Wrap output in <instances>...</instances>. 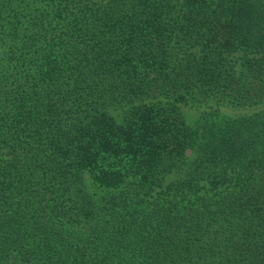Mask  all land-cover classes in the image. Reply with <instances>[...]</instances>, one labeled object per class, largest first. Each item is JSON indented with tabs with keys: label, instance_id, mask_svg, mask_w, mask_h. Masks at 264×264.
<instances>
[{
	"label": "trees",
	"instance_id": "1",
	"mask_svg": "<svg viewBox=\"0 0 264 264\" xmlns=\"http://www.w3.org/2000/svg\"><path fill=\"white\" fill-rule=\"evenodd\" d=\"M0 264H264V0H0Z\"/></svg>",
	"mask_w": 264,
	"mask_h": 264
},
{
	"label": "rangeland",
	"instance_id": "2",
	"mask_svg": "<svg viewBox=\"0 0 264 264\" xmlns=\"http://www.w3.org/2000/svg\"><path fill=\"white\" fill-rule=\"evenodd\" d=\"M223 110L226 112V113H231V114H245L246 112H249V111H252L253 109L252 108H223ZM188 113L189 115H191L192 118H194L193 120H195L196 116H197V113L195 111V109L193 108H190V110H188ZM194 121H192L193 123Z\"/></svg>",
	"mask_w": 264,
	"mask_h": 264
}]
</instances>
